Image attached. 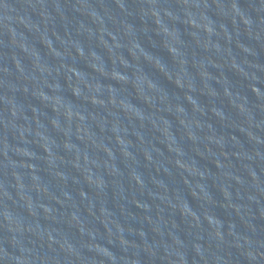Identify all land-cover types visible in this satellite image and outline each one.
I'll return each instance as SVG.
<instances>
[{"label": "water", "instance_id": "water-1", "mask_svg": "<svg viewBox=\"0 0 264 264\" xmlns=\"http://www.w3.org/2000/svg\"><path fill=\"white\" fill-rule=\"evenodd\" d=\"M0 264H264V0H0Z\"/></svg>", "mask_w": 264, "mask_h": 264}]
</instances>
